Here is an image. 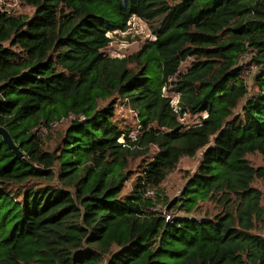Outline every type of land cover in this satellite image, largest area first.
Here are the masks:
<instances>
[{
	"label": "trees",
	"instance_id": "16d2710c",
	"mask_svg": "<svg viewBox=\"0 0 264 264\" xmlns=\"http://www.w3.org/2000/svg\"><path fill=\"white\" fill-rule=\"evenodd\" d=\"M17 1L33 12L0 1V125L24 157L0 135V264H264V0ZM134 16L155 38L111 56ZM201 151L179 197L150 199Z\"/></svg>",
	"mask_w": 264,
	"mask_h": 264
},
{
	"label": "rangeland",
	"instance_id": "374dc122",
	"mask_svg": "<svg viewBox=\"0 0 264 264\" xmlns=\"http://www.w3.org/2000/svg\"><path fill=\"white\" fill-rule=\"evenodd\" d=\"M3 1V0H0ZM15 12H22L26 14H31L33 9L30 6H25L20 4L17 0H4ZM113 41L107 47L106 51L111 56H126L127 54L134 53L140 50L146 41L154 39L155 35L153 33V28L151 24L142 20L138 17H132L130 21V26L126 31H116L115 34L111 35ZM253 52H247L241 57V65L246 69L244 76L248 78V82L252 83V77L257 72V68L252 61ZM193 58H189L186 63L183 64L182 70L191 62ZM167 94L172 96L173 103L176 104L178 101V95L174 94L173 91L166 90ZM115 118L121 122L123 128H131L133 132L137 131L139 124L138 115L134 112L128 104L124 102H119L116 107ZM186 124H192L197 120V117L186 116L182 119ZM67 120L63 121L66 124ZM202 158V151L198 152L194 157H185L179 163L177 169L172 172L162 186V191H153L150 199L156 200V197L161 199L165 198V202H169L181 195L182 189L185 184L184 175L187 171L194 172ZM248 158L255 166L264 167V159L259 154L249 155ZM132 180L129 179L127 184L131 187ZM255 185L262 189L264 192V179L255 182ZM162 202V201H161ZM159 202L158 205L161 203ZM164 204V203H162ZM212 213L217 212V208L214 203L207 202L204 206Z\"/></svg>",
	"mask_w": 264,
	"mask_h": 264
},
{
	"label": "water",
	"instance_id": "95a60500",
	"mask_svg": "<svg viewBox=\"0 0 264 264\" xmlns=\"http://www.w3.org/2000/svg\"><path fill=\"white\" fill-rule=\"evenodd\" d=\"M0 135L2 136L4 142L13 151V153L17 158L24 157V152L21 150L20 146L14 141L8 129L2 125H0Z\"/></svg>",
	"mask_w": 264,
	"mask_h": 264
},
{
	"label": "built area",
	"instance_id": "2783aa9c",
	"mask_svg": "<svg viewBox=\"0 0 264 264\" xmlns=\"http://www.w3.org/2000/svg\"><path fill=\"white\" fill-rule=\"evenodd\" d=\"M131 21V20H130ZM130 21H129V25H130ZM245 68L244 67H242V75H244V73H245ZM178 95V94H177ZM179 96V95H178ZM173 100V99H172ZM178 100H179V97H178ZM174 106H177L178 105V101H177V103L176 104H174V103H172ZM140 128V127H139ZM138 128V129H139ZM138 133H139V131L137 130V131H135V132H132L131 134H130V139L131 140H136L137 139V136H138ZM121 141H124V139H121ZM149 194H151L152 195V191H150L149 192ZM162 213L164 214V215H166V217H167V219L168 220H170L171 218H172V215H171V213H168L166 210H163L162 211Z\"/></svg>",
	"mask_w": 264,
	"mask_h": 264
}]
</instances>
